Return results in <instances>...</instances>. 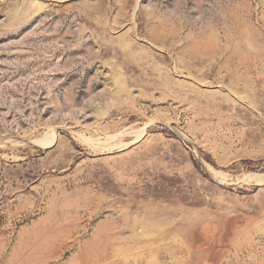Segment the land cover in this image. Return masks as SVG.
I'll return each instance as SVG.
<instances>
[{"label":"rangeland","instance_id":"374dc122","mask_svg":"<svg viewBox=\"0 0 264 264\" xmlns=\"http://www.w3.org/2000/svg\"><path fill=\"white\" fill-rule=\"evenodd\" d=\"M0 264H264V0H0Z\"/></svg>","mask_w":264,"mask_h":264}]
</instances>
